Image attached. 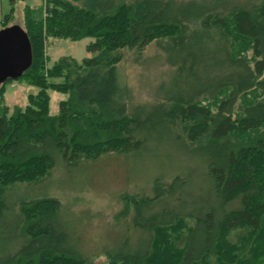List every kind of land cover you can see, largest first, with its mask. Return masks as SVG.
I'll return each instance as SVG.
<instances>
[{"label": "trees", "instance_id": "trees-1", "mask_svg": "<svg viewBox=\"0 0 264 264\" xmlns=\"http://www.w3.org/2000/svg\"><path fill=\"white\" fill-rule=\"evenodd\" d=\"M43 1L24 11L33 63L17 79L39 92L0 115V264H264V0ZM86 37L90 58L47 67L50 40ZM154 44L172 78L137 103L120 68ZM48 89L66 95L57 115ZM156 142L195 167L118 193L120 237L97 262L63 224L60 196L34 189Z\"/></svg>", "mask_w": 264, "mask_h": 264}, {"label": "rangeland", "instance_id": "rangeland-1", "mask_svg": "<svg viewBox=\"0 0 264 264\" xmlns=\"http://www.w3.org/2000/svg\"><path fill=\"white\" fill-rule=\"evenodd\" d=\"M43 3V0H15L14 3L10 0H0V30L5 17L11 12L13 17L8 27L25 29V9H38ZM92 41L91 37L78 41L50 40L46 46L47 67H52L62 57H72L78 62L90 58L92 54L87 47ZM234 47L247 57H252L251 50L243 41L236 40ZM166 61L156 44L150 46L146 55L138 62L134 59L133 63L132 54H128L120 73L132 89L137 103L152 102L157 92L168 90L172 75H169L171 71ZM52 81L59 82L60 79ZM38 92L37 86L23 79L0 85V115L5 113L9 116L16 108L24 109L29 103V96ZM48 94L49 112L51 115H57L59 104L66 95L52 89H48ZM179 157L176 152L169 151L166 144L156 142L152 144L151 154L144 158L129 161L124 159L122 162L119 157H102L98 161L83 163L74 169L59 170L54 179L34 191L56 193L60 196L63 202V224L73 238L78 231H82L87 254L98 255L95 259L98 262L105 259L100 255L99 248L112 246L120 237V232L111 224L113 216L122 206L116 195L126 190L132 192L135 190L133 185L151 188L152 181L157 176L162 175L168 179V174L173 175L177 169L188 165L195 167L194 163ZM75 183L78 184L73 185Z\"/></svg>", "mask_w": 264, "mask_h": 264}, {"label": "water", "instance_id": "water-1", "mask_svg": "<svg viewBox=\"0 0 264 264\" xmlns=\"http://www.w3.org/2000/svg\"><path fill=\"white\" fill-rule=\"evenodd\" d=\"M33 50L24 29L0 30V85L17 80L32 66Z\"/></svg>", "mask_w": 264, "mask_h": 264}]
</instances>
